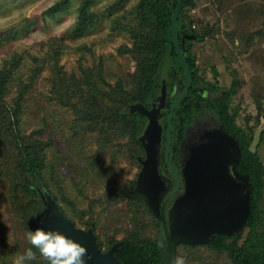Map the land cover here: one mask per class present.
Returning <instances> with one entry per match:
<instances>
[{"label": "rangeland", "instance_id": "1", "mask_svg": "<svg viewBox=\"0 0 264 264\" xmlns=\"http://www.w3.org/2000/svg\"><path fill=\"white\" fill-rule=\"evenodd\" d=\"M61 1L0 0V64L14 54L20 55L23 64L16 76L28 80L32 74L30 69L35 67L34 58L45 60L40 62L41 71L23 103L21 129L27 135L36 132L35 137L51 143L45 175L64 209L55 204L48 210L37 208L41 205L38 199L37 210L26 216L24 224L22 208L30 200H24L19 196L22 192L13 187L18 176L14 170L17 149L1 142L0 264H15L32 247L26 238L27 232L35 230L33 224L52 209L61 211L77 227L92 229L103 242L100 248L103 251L118 246L116 242L108 247L112 239L122 241L133 234L158 241L162 229L144 202L126 196L120 198L118 194L132 186L131 194L135 188L133 181L137 182L142 161L146 159L145 145L149 138H144V151L139 148L136 159L132 154L138 147L132 139L119 137L107 144L98 132H87L85 120L59 101L61 86L55 82V79L69 81L67 78L73 72L81 76L82 67L94 74L102 68L108 82L114 84L122 79L127 89H133L135 85L129 78L137 68L130 51L133 38L130 32L113 28L106 9L115 0H95L90 9L96 18L82 36H75L72 29L83 0H69V5L62 10L50 12ZM135 3L132 0L128 8ZM186 16L188 25L204 35L203 40L191 43L200 75L220 91L231 89L236 82L230 112L239 126L255 134L264 126V0H194L186 8ZM54 38L62 45L57 59L61 72L56 78V61L49 53V44ZM166 81L163 82L165 89ZM17 91L18 85L14 82L4 98L8 104L17 97ZM79 98L74 101H81ZM155 151L159 153L158 145ZM256 153L264 163V128ZM261 209L260 230L264 232V195ZM29 218L32 223L28 222ZM90 222L96 223L95 229L87 228ZM33 251L36 255L31 264H43L44 258ZM177 256L185 258L187 264H233L227 251L206 245H179Z\"/></svg>", "mask_w": 264, "mask_h": 264}, {"label": "trees", "instance_id": "2", "mask_svg": "<svg viewBox=\"0 0 264 264\" xmlns=\"http://www.w3.org/2000/svg\"><path fill=\"white\" fill-rule=\"evenodd\" d=\"M131 1L115 0L106 9V13L112 18L114 29L128 31L133 38L134 45L130 51L137 61V68L134 73L129 74V78L132 80L130 83L135 85L134 88L127 89L122 79L114 84L108 82L102 68L96 69L97 74H94L82 67L81 76L73 72L67 78L69 81L55 79V82L61 86L59 101L65 102V105L76 112L78 118L81 116V119L85 120L87 132L91 134L98 132L100 138L107 144L119 137L132 139L138 147L135 154H132V158L136 159L138 149L144 151L140 135L147 118L139 112L132 113L130 105L143 103L150 107L153 103L158 102L162 95L163 82L167 80L164 123L166 127L172 105L188 84V75L177 53L172 35V18L178 0H136L133 7L128 8ZM94 2L95 0H83L80 4L79 14L72 29L75 36L85 35L96 18V13L90 9ZM193 2L194 0H183L176 29L181 48L182 40L185 41L184 56L192 70L194 80L187 97L174 112L171 156L186 157L189 152L187 147L199 139L201 132L205 129L204 123L208 121L210 125L207 128H214L216 122L221 124L228 134L235 137L241 148L239 170L248 175L251 184L250 214L240 231L226 235L215 234L208 242L200 245L224 249L228 252L233 264H264V232L260 230L261 201L264 195V163L256 152L253 153L250 150L254 132H247L239 126L235 115L230 112L231 98L235 92L236 82H233L231 89L220 91L215 85L205 81L199 73L191 43L194 40H203L204 35L189 26L186 21V8ZM68 5L69 0H63L52 7L50 12L56 13ZM186 34L194 37L185 38ZM55 40L56 38L52 39L49 44V53L51 59L56 61V78L61 72L57 59L62 45L60 40H57L58 43ZM43 59L34 58L35 67L30 69L32 74L28 80L16 76L23 64V58L20 55L14 54L3 64H0V144L1 142L8 143L17 149L14 170L18 176L13 187L22 192V195L19 194V196L24 200H30L28 205L25 204L22 208L24 224L27 217L37 208L45 209L46 202L47 205L55 204L54 206L62 209L57 196L48 185V177L45 175L49 164L47 150L51 143L35 137L36 132L27 135L21 129L23 103L41 71L40 62ZM214 73L216 76L219 74L217 69H214ZM14 82L18 85L17 97L13 99L12 104H8L4 98L9 91V86ZM79 96V100H82L74 101ZM80 102L82 104L78 105ZM205 119L206 121L203 122ZM200 120H202L203 125L200 123L202 127H196L188 132V127L191 125L195 127L196 121ZM189 135H192L191 139H187ZM38 181L42 182V184L38 183L42 188L37 185ZM135 184L136 182L133 181V186ZM131 187L120 190L118 194H120V198L126 196L138 201V198H133L129 194ZM38 199L41 201V205L36 208L39 203L36 202ZM155 222L160 227L156 220ZM87 225V228L95 229L96 227L94 222ZM96 239L99 248L102 249L103 242L99 240L98 236ZM116 242L118 243L116 256L121 264H159L161 262L156 239L133 234L122 241L112 239L108 247L111 248ZM186 246L190 245L186 244Z\"/></svg>", "mask_w": 264, "mask_h": 264}, {"label": "water", "instance_id": "3", "mask_svg": "<svg viewBox=\"0 0 264 264\" xmlns=\"http://www.w3.org/2000/svg\"><path fill=\"white\" fill-rule=\"evenodd\" d=\"M182 3L183 0H178L172 18V35L177 53L188 75V84L170 109L166 153L169 166L178 180V188L180 186L179 175L169 162L172 137L171 124L176 108L187 97L194 80L192 70L184 56L186 51L185 41L182 40L181 48L176 32ZM184 37L193 38L194 36L186 34ZM165 99L166 89L163 87L158 106L153 105L150 109L143 103L130 105L132 113L139 112L149 119L146 129H150L149 136L146 132L149 138V143L146 145L148 149L147 159L143 161V168L139 173L137 186L131 191V195L142 199L162 224L158 237V247L161 254L159 264H171L180 244L200 245L208 242L214 234L226 235L240 231L246 223L251 209V184L248 177L246 175L242 176L245 180L242 186L229 174V165L233 164L237 173L236 165L241 161L239 143L235 137L228 133L221 134L212 132V130L207 131L208 140H206V143L201 138L202 131L199 139L187 147L189 152L183 170L186 177V190L184 195L175 203L169 221L163 213L159 214V196L157 194L159 189L158 153L155 151L157 142L153 134L162 129V126L157 124L156 116L163 107ZM263 128L264 126H261L255 131L254 139L250 145V150L253 153L256 152V146L260 141ZM216 134L224 137L222 142ZM141 140L145 141L143 137ZM220 142L223 144L221 150L218 148ZM239 195L242 196L241 201L238 200ZM54 212L57 213L59 223L46 229H58L85 247L87 253L84 257L85 264H121L116 256L118 246L115 245L108 251L101 250L92 229L79 228L58 209H55Z\"/></svg>", "mask_w": 264, "mask_h": 264}, {"label": "flooded vegetation", "instance_id": "4", "mask_svg": "<svg viewBox=\"0 0 264 264\" xmlns=\"http://www.w3.org/2000/svg\"><path fill=\"white\" fill-rule=\"evenodd\" d=\"M162 92H163V90H162ZM160 99H159L158 102L153 103L148 108L151 109L153 107V105L158 106L159 103H160ZM166 102H167V94H166L165 103H163V107H161L160 112H158L157 116H156L157 124L161 125L162 129H161V131H157L156 134L153 132L154 133L153 135H155L156 142H157V144L155 143L156 144L155 146L158 145L159 150H160L158 155H157V170H158V176H159L158 177L159 178V182H158L159 189H158V193L157 194L159 196V209H160L159 210L160 211L159 214L163 213L165 215L167 221H169L170 215H171L172 210H173V208L175 206V203L177 202L178 199H180L184 195L185 190H186V177H185V173L183 172V170L185 168L184 166H185L186 157L185 156L183 158L181 156L178 157V158L172 157L171 156V148H170L169 162L175 168V170L177 171V173L179 175V178H180V186L178 188V180L175 177L174 173L172 172V170H171V168L169 166V163H168V161L166 159L167 142H168L167 141V138H168V119H167V126L165 127V125H164L165 119H166V117H165ZM168 118H169V116H168ZM148 123H149V119L147 118V122H146V124L144 126V129H143L144 130V132H143V140H144V138L148 139V136H149L148 132H149L150 129L146 130L147 126H148ZM200 123L202 124V120L196 121L195 127L193 125L189 126L188 129H187L188 132H191L196 127H200L201 126ZM214 124H215V126L212 129L207 128L210 125L209 121L207 122V124H204L205 125L204 126L205 129H203V133L201 135V138L204 139L203 142L206 143L207 142L206 140H208L207 139V131H212L213 130L212 132H219L221 134L222 133H227L221 124L216 123V122ZM146 132L148 133L147 134L148 136L146 135ZM171 133H172V124H171ZM172 137H171V144H172ZM218 138L221 139V142H222L224 137L218 136ZM144 142L142 141V143H144ZM221 142H220V144H218L219 145L218 148L220 150L223 149L222 148L223 144H221ZM200 143H199V145H200ZM143 145H145V143ZM145 147H146L145 150H146V159H147V150L148 149H147L146 145H145ZM200 148H202V146H200ZM145 160H143V161H145ZM239 164H240V162L236 165L237 173L234 170V165L230 164L229 165V174L232 177L235 178V180L237 181L238 184H242V186H243L244 183H245V180L243 179L242 176L246 175L248 177V175L246 173H244V172L239 170ZM141 167L143 168V163H142ZM142 168H141V170H142ZM248 180H249V177H248ZM249 182H250V180H249ZM136 186H137V182L135 184V187ZM241 195H242V193H241ZM241 195H239L240 197H238L239 198L238 200H240V201L242 199ZM138 199L141 200L142 202H144L142 199H140V198H138ZM145 205L148 208L146 203H145ZM45 206L46 207L43 210H48V209L51 208L50 205H47V202L45 203ZM52 210L50 211V214L48 212L47 213H43V215L40 217L39 221L37 223L33 224L34 227H35L34 229H36L37 227H43L45 229L49 228V227L52 228V227H54L55 225H57L59 223L58 222V218H57V213L54 212L55 209H52ZM151 214L153 215V217L159 223L160 228H162V224L158 221L157 216L154 215L152 212H151ZM31 220L32 219L28 220V222L32 223ZM176 255H177V250H176Z\"/></svg>", "mask_w": 264, "mask_h": 264}, {"label": "clouds", "instance_id": "5", "mask_svg": "<svg viewBox=\"0 0 264 264\" xmlns=\"http://www.w3.org/2000/svg\"><path fill=\"white\" fill-rule=\"evenodd\" d=\"M32 247L20 256L15 264H31L36 252L44 258L43 264H85L86 249L80 243L66 236L60 230L37 227L26 236ZM171 264H187L185 258L174 256Z\"/></svg>", "mask_w": 264, "mask_h": 264}]
</instances>
